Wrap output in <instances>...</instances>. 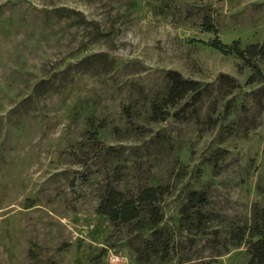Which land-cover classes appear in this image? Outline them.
I'll return each instance as SVG.
<instances>
[{"label":"rangeland","instance_id":"obj_1","mask_svg":"<svg viewBox=\"0 0 264 264\" xmlns=\"http://www.w3.org/2000/svg\"><path fill=\"white\" fill-rule=\"evenodd\" d=\"M214 37L241 46L264 40V0H0V264H85L105 243L110 224L94 211L91 183L105 165L86 160L87 181L79 163L90 111L105 118L100 142L127 155L120 188H168L162 223L176 245L162 264L212 253L211 233L192 240L178 225L188 189L208 191L203 211L220 236L249 217L253 202L264 206V57L252 59L257 72L212 46ZM99 52L113 65L79 62ZM168 69L207 89L190 117L152 121L149 98ZM243 114L248 128L238 124ZM108 157L107 167L116 159ZM113 234L96 264H145L135 261L125 229ZM247 258L241 244L211 264Z\"/></svg>","mask_w":264,"mask_h":264},{"label":"trees","instance_id":"obj_2","mask_svg":"<svg viewBox=\"0 0 264 264\" xmlns=\"http://www.w3.org/2000/svg\"><path fill=\"white\" fill-rule=\"evenodd\" d=\"M73 11L79 15V21H85L83 14L76 10ZM204 25L206 30L213 29L209 16L204 17ZM210 44L222 52H235L247 64L254 66L255 71H259L252 59L256 56L264 57V40L241 46L238 39L226 44L218 37H214ZM90 58L107 62L108 67L113 65V59L107 58L106 54L102 52L86 56L79 62L87 61ZM221 79L229 80L233 85V79L228 76L222 75ZM164 80L165 85L156 89L149 98L148 118L152 121H159L166 119L169 115L176 118L190 117L196 111V105L201 101L207 86L197 79L184 77L175 69L166 70ZM122 109L125 115L130 114L131 109L127 105ZM84 118L89 127V135L77 141L87 147L86 150H81L83 152L79 153V158L82 159L79 161L83 168L82 177L89 181V176L93 174V172L85 173L90 170V164H86V160L91 159L105 165L100 171L102 176L93 178L91 183L95 185L96 205L94 211L107 217L110 224L109 232L104 238L105 243L89 257L85 264H96L105 254L106 249L113 245L115 241L113 233L122 229L127 232L125 239L137 263L162 264L166 262L172 257L171 251L176 245L174 233L162 223L164 218L162 200L163 195L168 191L167 186L140 183L134 190L128 191L120 188L117 184L121 178L118 167L121 165L122 159L127 158V155L123 153V150H116L112 144L100 142L99 131L104 128V117L90 111L85 114ZM251 123L252 119L248 115L243 114L238 118V124L244 128H248ZM114 148L117 153L108 155ZM110 155L116 159L113 161V165L107 167ZM208 204L207 190L191 188L186 191L179 207L178 225L186 234H190L189 239L194 240L195 236H207L211 233V237L206 239V244L212 249L210 258L193 264H211V261H215V255H220L230 247L241 244L245 245L247 264H264V206L253 202L249 217L225 226L224 233L220 236L221 229L214 227L209 230L207 226L209 216L203 211V208ZM210 242L213 244H209ZM217 245L218 248H215Z\"/></svg>","mask_w":264,"mask_h":264}]
</instances>
